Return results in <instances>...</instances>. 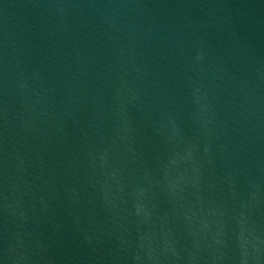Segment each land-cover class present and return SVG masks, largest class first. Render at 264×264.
I'll return each instance as SVG.
<instances>
[{
  "label": "water",
  "instance_id": "95a60500",
  "mask_svg": "<svg viewBox=\"0 0 264 264\" xmlns=\"http://www.w3.org/2000/svg\"><path fill=\"white\" fill-rule=\"evenodd\" d=\"M0 264H264V0H0Z\"/></svg>",
  "mask_w": 264,
  "mask_h": 264
}]
</instances>
